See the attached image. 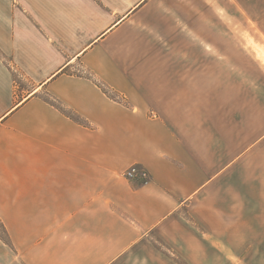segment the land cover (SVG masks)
<instances>
[{"label": "crops", "instance_id": "0c3cea01", "mask_svg": "<svg viewBox=\"0 0 264 264\" xmlns=\"http://www.w3.org/2000/svg\"><path fill=\"white\" fill-rule=\"evenodd\" d=\"M0 228V264H264V0H0Z\"/></svg>", "mask_w": 264, "mask_h": 264}, {"label": "built area", "instance_id": "2783aa9c", "mask_svg": "<svg viewBox=\"0 0 264 264\" xmlns=\"http://www.w3.org/2000/svg\"><path fill=\"white\" fill-rule=\"evenodd\" d=\"M125 176L127 179H137L141 182H145L149 178V174L146 170L139 168L136 165L131 166L125 172Z\"/></svg>", "mask_w": 264, "mask_h": 264}, {"label": "trees", "instance_id": "16d2710c", "mask_svg": "<svg viewBox=\"0 0 264 264\" xmlns=\"http://www.w3.org/2000/svg\"><path fill=\"white\" fill-rule=\"evenodd\" d=\"M61 109L66 112V113H69V111H67L66 109H64L63 107H61Z\"/></svg>", "mask_w": 264, "mask_h": 264}, {"label": "rangeland", "instance_id": "374dc122", "mask_svg": "<svg viewBox=\"0 0 264 264\" xmlns=\"http://www.w3.org/2000/svg\"><path fill=\"white\" fill-rule=\"evenodd\" d=\"M1 229V228H0Z\"/></svg>", "mask_w": 264, "mask_h": 264}]
</instances>
